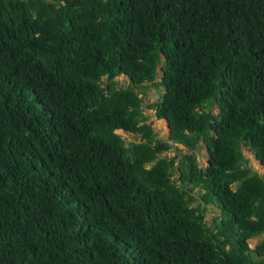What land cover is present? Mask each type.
Returning a JSON list of instances; mask_svg holds the SVG:
<instances>
[{
  "label": "trees",
  "instance_id": "trees-1",
  "mask_svg": "<svg viewBox=\"0 0 264 264\" xmlns=\"http://www.w3.org/2000/svg\"><path fill=\"white\" fill-rule=\"evenodd\" d=\"M244 148L264 168V0H0V264H264Z\"/></svg>",
  "mask_w": 264,
  "mask_h": 264
},
{
  "label": "rangeland",
  "instance_id": "rangeland-1",
  "mask_svg": "<svg viewBox=\"0 0 264 264\" xmlns=\"http://www.w3.org/2000/svg\"><path fill=\"white\" fill-rule=\"evenodd\" d=\"M118 82V85L125 86L128 83V80L126 77L119 75L115 78ZM158 79V78H157ZM163 87L160 85H154L152 83H147L146 84V89L145 93L143 95V102H142V108L144 114L147 116V122L151 124L153 127L154 131L157 134V137L160 139H166L168 135V128H167V123L163 119H159L156 117L154 111L149 108V104L158 98L161 97L163 93ZM119 134L122 136L125 142H130V141H137L139 138L137 135L124 132V131H118ZM244 153L246 156L249 158V164L252 167V169L256 170L260 174L264 175V168L263 166L255 159L253 155H251L246 148L243 149ZM180 152H184V148L180 145L177 147L171 148L169 151L164 152L166 155H173V154H181ZM195 155L197 162L199 166H204L206 164V150L203 145H200L197 150H195ZM175 176V174H174ZM196 199L193 201L192 205H196L200 199L198 196L195 194ZM205 205V204H204ZM206 206V214H205V221L207 224H210L213 217L219 213V209L215 207L213 204H207ZM262 238H264V233H261L259 235H256L248 240L249 246L254 247V245L260 241Z\"/></svg>",
  "mask_w": 264,
  "mask_h": 264
}]
</instances>
